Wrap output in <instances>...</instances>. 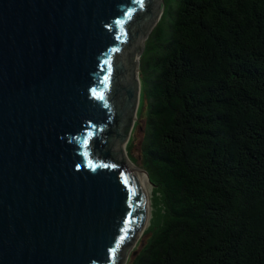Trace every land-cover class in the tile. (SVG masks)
<instances>
[{
    "label": "water",
    "instance_id": "1",
    "mask_svg": "<svg viewBox=\"0 0 264 264\" xmlns=\"http://www.w3.org/2000/svg\"><path fill=\"white\" fill-rule=\"evenodd\" d=\"M159 9L0 0V264L125 261L148 204L123 144Z\"/></svg>",
    "mask_w": 264,
    "mask_h": 264
},
{
    "label": "trees",
    "instance_id": "2",
    "mask_svg": "<svg viewBox=\"0 0 264 264\" xmlns=\"http://www.w3.org/2000/svg\"><path fill=\"white\" fill-rule=\"evenodd\" d=\"M173 18L142 144L157 203L125 264H264V0Z\"/></svg>",
    "mask_w": 264,
    "mask_h": 264
},
{
    "label": "rangeland",
    "instance_id": "3",
    "mask_svg": "<svg viewBox=\"0 0 264 264\" xmlns=\"http://www.w3.org/2000/svg\"><path fill=\"white\" fill-rule=\"evenodd\" d=\"M177 3L178 0H160L158 16L150 28V33L144 37L137 56V77L139 81L138 100L135 114L133 116L132 127L129 132V137L127 142L123 144V150L124 154L127 153L126 155L132 159V162L143 171L146 170L144 168L142 144L147 132V114L149 110V99L147 92L148 80L152 74L153 60H155V56L159 54V51L162 50V46L171 33V24L174 19L173 16L177 7ZM158 25L159 27H157ZM147 189L149 199V219L144 229L130 248L123 264L126 263L130 252L133 250L137 241L141 238L149 224L152 215L151 211L153 209L152 203H154V206L157 203L156 197H154V200L152 199L155 195L153 194V184L150 181V177L148 179Z\"/></svg>",
    "mask_w": 264,
    "mask_h": 264
},
{
    "label": "bare ground",
    "instance_id": "4",
    "mask_svg": "<svg viewBox=\"0 0 264 264\" xmlns=\"http://www.w3.org/2000/svg\"><path fill=\"white\" fill-rule=\"evenodd\" d=\"M127 154V153H126ZM125 154V155H126ZM127 156V155H126ZM127 159L131 162V164L133 165V166H135L136 168H138V166L137 165H135L132 161H131V159L127 156ZM139 169V168H138ZM139 170H141V169H139ZM142 172H143V174H144V179H145V189H146V198L148 199V189H147V183H148V179H149V177H148V175L143 171V170H141ZM147 176V177H146ZM148 178V179H147ZM148 201H149V199L147 200V204H148ZM148 215H149V213H148ZM148 219H149V216H147V221H148ZM147 221H146V223H147ZM144 229V228H143Z\"/></svg>",
    "mask_w": 264,
    "mask_h": 264
},
{
    "label": "snow or ice",
    "instance_id": "5",
    "mask_svg": "<svg viewBox=\"0 0 264 264\" xmlns=\"http://www.w3.org/2000/svg\"><path fill=\"white\" fill-rule=\"evenodd\" d=\"M141 2H142V0H141Z\"/></svg>",
    "mask_w": 264,
    "mask_h": 264
}]
</instances>
